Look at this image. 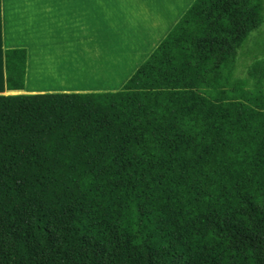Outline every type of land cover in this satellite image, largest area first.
I'll return each instance as SVG.
<instances>
[{"label": "trees", "instance_id": "obj_1", "mask_svg": "<svg viewBox=\"0 0 264 264\" xmlns=\"http://www.w3.org/2000/svg\"><path fill=\"white\" fill-rule=\"evenodd\" d=\"M263 23L194 0L118 90L0 93V264H264Z\"/></svg>", "mask_w": 264, "mask_h": 264}, {"label": "crops", "instance_id": "obj_2", "mask_svg": "<svg viewBox=\"0 0 264 264\" xmlns=\"http://www.w3.org/2000/svg\"><path fill=\"white\" fill-rule=\"evenodd\" d=\"M193 1L0 0V93L118 90ZM14 47L26 49L24 90L6 87Z\"/></svg>", "mask_w": 264, "mask_h": 264}, {"label": "rangeland", "instance_id": "obj_3", "mask_svg": "<svg viewBox=\"0 0 264 264\" xmlns=\"http://www.w3.org/2000/svg\"><path fill=\"white\" fill-rule=\"evenodd\" d=\"M255 41L262 43L264 46V23L258 29L254 30L250 34L249 39H248V41H247V43L243 49V51L245 50L244 53L241 51L239 54V57H238V60H239L238 74H240V75H242V74L245 75L246 65L252 60V57L250 55H247L246 51L248 49H251L255 45L254 44ZM29 82H33V79L30 78Z\"/></svg>", "mask_w": 264, "mask_h": 264}, {"label": "bare ground", "instance_id": "obj_4", "mask_svg": "<svg viewBox=\"0 0 264 264\" xmlns=\"http://www.w3.org/2000/svg\"><path fill=\"white\" fill-rule=\"evenodd\" d=\"M91 51V50H90ZM81 57V56H80ZM81 59H83V58H81ZM89 61V60H88ZM95 63H96V61H95ZM92 65V64H91Z\"/></svg>", "mask_w": 264, "mask_h": 264}]
</instances>
